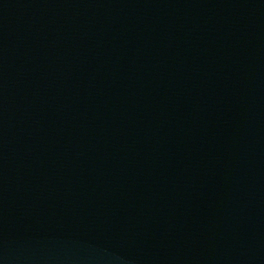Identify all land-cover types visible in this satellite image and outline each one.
Returning a JSON list of instances; mask_svg holds the SVG:
<instances>
[{"label": "water", "instance_id": "water-1", "mask_svg": "<svg viewBox=\"0 0 264 264\" xmlns=\"http://www.w3.org/2000/svg\"><path fill=\"white\" fill-rule=\"evenodd\" d=\"M0 264H264V0H0Z\"/></svg>", "mask_w": 264, "mask_h": 264}]
</instances>
